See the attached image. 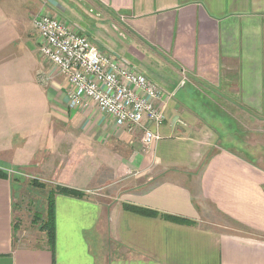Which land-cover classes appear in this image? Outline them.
I'll return each instance as SVG.
<instances>
[{
	"label": "crops",
	"instance_id": "0c3cea01",
	"mask_svg": "<svg viewBox=\"0 0 264 264\" xmlns=\"http://www.w3.org/2000/svg\"><path fill=\"white\" fill-rule=\"evenodd\" d=\"M44 15L167 91L164 123L71 109ZM262 125L264 0H0V170L84 193L56 195L51 249L20 223L28 181L0 178V264H264Z\"/></svg>",
	"mask_w": 264,
	"mask_h": 264
},
{
	"label": "built area",
	"instance_id": "2783aa9c",
	"mask_svg": "<svg viewBox=\"0 0 264 264\" xmlns=\"http://www.w3.org/2000/svg\"><path fill=\"white\" fill-rule=\"evenodd\" d=\"M33 26L42 40L41 54L67 80L71 109L93 104L116 126L129 130L144 121L157 126L164 123L159 104L169 94L123 56L102 51L86 31L50 15L38 16ZM160 139L158 133L145 130L146 147Z\"/></svg>",
	"mask_w": 264,
	"mask_h": 264
},
{
	"label": "rangeland",
	"instance_id": "374dc122",
	"mask_svg": "<svg viewBox=\"0 0 264 264\" xmlns=\"http://www.w3.org/2000/svg\"><path fill=\"white\" fill-rule=\"evenodd\" d=\"M181 76L183 82L185 78L183 75ZM156 81L160 83L158 80ZM260 129L264 130V125H262ZM259 155H263V152L261 151ZM262 163H264V159H262ZM4 173L9 174L12 177V179H16L18 180V182L24 183V181H28V186H26L23 192V196H25L26 200L24 201L23 207L19 208L21 212L20 223H22L26 227L25 233L27 235L31 234L30 236L34 238L41 236L40 227L43 220V218L41 220V215L43 216L45 213V210L47 208V198H48V196L46 197L45 194L47 195L49 194L51 190V186L47 185L46 183H42L38 179L27 178L25 176L19 175L18 173L20 174L24 173L22 171L20 172L12 171L11 173L9 172H4ZM39 184L45 185L46 187H40Z\"/></svg>",
	"mask_w": 264,
	"mask_h": 264
},
{
	"label": "trees",
	"instance_id": "16d2710c",
	"mask_svg": "<svg viewBox=\"0 0 264 264\" xmlns=\"http://www.w3.org/2000/svg\"><path fill=\"white\" fill-rule=\"evenodd\" d=\"M6 177H7L6 173L0 170V178H6ZM39 185L40 187H46L45 185L42 184ZM58 194H65L74 197H83L84 195L83 192L71 188H66L61 186H56L54 188H51L47 198V208H46L45 217L43 218V216L41 215V220L42 218L43 220L40 227V232L45 233L47 238V243L48 245H50L51 249L54 248V244H55V197ZM134 210L145 215H150V216L156 215V213L148 210H142L139 208H135Z\"/></svg>",
	"mask_w": 264,
	"mask_h": 264
}]
</instances>
